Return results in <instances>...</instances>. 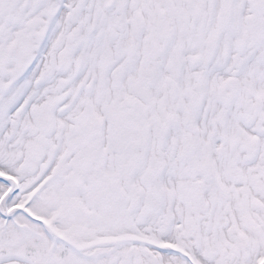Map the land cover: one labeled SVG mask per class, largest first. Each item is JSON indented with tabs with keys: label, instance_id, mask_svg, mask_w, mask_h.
Masks as SVG:
<instances>
[{
	"label": "snow or ice",
	"instance_id": "1",
	"mask_svg": "<svg viewBox=\"0 0 264 264\" xmlns=\"http://www.w3.org/2000/svg\"><path fill=\"white\" fill-rule=\"evenodd\" d=\"M0 264H264V0H0Z\"/></svg>",
	"mask_w": 264,
	"mask_h": 264
}]
</instances>
